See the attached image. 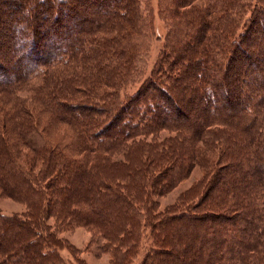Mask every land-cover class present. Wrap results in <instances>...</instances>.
<instances>
[{
  "label": "trees",
  "instance_id": "trees-1",
  "mask_svg": "<svg viewBox=\"0 0 264 264\" xmlns=\"http://www.w3.org/2000/svg\"><path fill=\"white\" fill-rule=\"evenodd\" d=\"M150 1L0 0V264H84L76 225L108 264H264V0H156L146 75Z\"/></svg>",
  "mask_w": 264,
  "mask_h": 264
},
{
  "label": "rangeland",
  "instance_id": "rangeland-1",
  "mask_svg": "<svg viewBox=\"0 0 264 264\" xmlns=\"http://www.w3.org/2000/svg\"><path fill=\"white\" fill-rule=\"evenodd\" d=\"M31 1H28V4H30ZM150 4L153 8V14H154V26H155V37L151 40L150 46H149V52H148V61L146 63V69L145 74L147 75L154 60L157 56L158 50L160 49L162 45V37L164 33V26L160 22V19L157 16V8H156V0H151ZM24 8L22 7L19 9L17 14H19L18 20H20L24 14ZM4 8L0 10V18H2V23L4 21H7L9 17H7ZM15 48L13 46L10 47ZM14 50V49H13ZM2 51H9L8 48L2 47ZM12 51V50H11ZM200 66V65H199ZM199 70H202L201 66L199 67ZM197 86V85H196ZM138 85L130 86L129 88H126L125 94L131 93ZM194 86H189L182 90V94L184 96H194L195 91L200 92L199 88L198 90H193ZM200 115V114H198ZM202 116V115H201ZM233 168L234 165L232 166ZM199 167H193L192 170L188 173L186 177H184L178 184L169 192L162 196L158 197V206L160 209H162L164 206L169 205L173 202H175L179 197L181 191H185L189 189L191 186H196L202 179V172ZM230 175V170H223L221 172V177L223 182H226L227 176ZM238 179H235V182H237ZM223 185L222 181L218 182V185H216L217 190ZM217 192V191H216ZM215 192V193H216ZM24 209L23 203L20 202L18 199H12L10 197L6 196H0V211L5 215L10 214H17L20 213ZM177 220V219H175ZM174 220V221H175ZM207 222V221H206ZM61 237H63L68 244L73 246L77 250L76 257H79L84 264H108L109 262V256L108 253H103L100 250H98V244H97V235L90 229L83 225H76L69 227L68 230L62 231L60 234ZM75 240V241H74ZM181 240V239H180ZM148 243H145L143 248L140 250V255L143 252L146 251ZM59 254L62 256V258L66 261V264H79L75 258L69 254V252L66 251V249H62L58 251ZM10 264H14V262H9Z\"/></svg>",
  "mask_w": 264,
  "mask_h": 264
},
{
  "label": "bare ground",
  "instance_id": "bare-ground-1",
  "mask_svg": "<svg viewBox=\"0 0 264 264\" xmlns=\"http://www.w3.org/2000/svg\"><path fill=\"white\" fill-rule=\"evenodd\" d=\"M75 241V240H74Z\"/></svg>",
  "mask_w": 264,
  "mask_h": 264
}]
</instances>
